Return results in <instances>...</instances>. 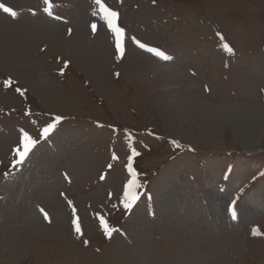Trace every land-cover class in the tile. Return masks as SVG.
<instances>
[{
    "label": "rangeland",
    "instance_id": "obj_1",
    "mask_svg": "<svg viewBox=\"0 0 264 264\" xmlns=\"http://www.w3.org/2000/svg\"><path fill=\"white\" fill-rule=\"evenodd\" d=\"M0 2L20 13L0 10V264H264V0H104L170 61L118 57L94 0ZM21 129L39 143L13 167Z\"/></svg>",
    "mask_w": 264,
    "mask_h": 264
},
{
    "label": "snow or ice",
    "instance_id": "obj_2",
    "mask_svg": "<svg viewBox=\"0 0 264 264\" xmlns=\"http://www.w3.org/2000/svg\"><path fill=\"white\" fill-rule=\"evenodd\" d=\"M42 3L44 5L43 12L46 13L48 16L53 17L55 20H60L61 17L58 15H54V0H42ZM94 4L97 6V12L96 15H99L100 19L106 24L108 30L111 32L112 36L115 40V52L118 55V57L123 58L126 51L125 42L127 39H131L133 43H135L140 49L145 50L148 53L153 54L154 57L159 58L162 61H170L173 58L169 56L164 50L151 47L145 43H142L140 40L133 37H127L126 30L124 27L120 25V13L110 8L104 0H94ZM0 10L3 11V13H6L10 18L17 19L20 15L16 10H14L13 7L7 6L5 3L0 2ZM33 15H36L35 11H32ZM98 29V26L96 23L91 24V30L93 33H95ZM72 29H68L69 35H71ZM225 48L228 49V51H232V49L226 44ZM68 63V62H65ZM62 74V73H61ZM118 75V74H117ZM5 86L12 85L13 81L9 78L4 81ZM15 91L19 92L22 96L25 94V90H21L19 87L15 88ZM30 114V113H29ZM63 119L61 116H56L54 118L53 122L48 123L46 126H44L41 130L40 135L43 136L45 139L55 131L57 124ZM39 143L37 138H34L32 135H30L27 131L21 129L20 130V138L17 142V146L14 149V159L12 161V166L17 167L20 165H23V163L26 161V159L29 157L30 153H32L33 149L37 146ZM172 143L179 147L178 141H172ZM140 153L136 151L135 147L131 150V156L129 157V163L127 165L128 172L130 174V179L127 181V183L124 185L122 190V204L123 208L127 209L129 211L132 210L134 205L139 199V192L138 189L142 187V185L138 182L137 171L133 168V165L131 161L136 157L139 156ZM113 158L115 155H113ZM109 168L112 167L111 164L108 165ZM101 179H104L103 176H101ZM68 205L72 208V213L74 216V219L72 221L75 232L77 235H82V229L80 224V217L76 215L77 209L73 205L72 201L67 202ZM235 201H233V218H236L235 213V207H234ZM115 207V205H114ZM41 213L44 216V219L49 220L50 218L48 216V213L45 212L43 209H40ZM97 218L99 220V224L101 228L103 229V232L111 237L113 232L119 231L118 229L112 227L109 225L108 221L106 220L104 215H101L99 213L96 214ZM254 234L256 233V230H253ZM87 243V241H85Z\"/></svg>",
    "mask_w": 264,
    "mask_h": 264
},
{
    "label": "bare ground",
    "instance_id": "obj_3",
    "mask_svg": "<svg viewBox=\"0 0 264 264\" xmlns=\"http://www.w3.org/2000/svg\"><path fill=\"white\" fill-rule=\"evenodd\" d=\"M215 178L213 177V175L212 174H209L208 176H207V180H206V184H207V186H209V188H213L214 187V185H215ZM257 204L259 205V206H261L262 207V203L260 202V201H258L257 200ZM252 216H253V212L251 213V211H245V214H244V217L243 218H245V219H250V218H252ZM218 227V226H217ZM222 229V231H221V234H224V236H228V234L229 235H231L232 237H233V235L234 234H232V233H230V232H227V230L225 229V228H221ZM220 229V230H221ZM229 231H231V230H229ZM233 232V231H232ZM230 236V237H231ZM222 239H227V238H222ZM216 250H217V254H216V256H218V254H220V252H221V247L218 245V246H216ZM221 254H222V252H221Z\"/></svg>",
    "mask_w": 264,
    "mask_h": 264
}]
</instances>
